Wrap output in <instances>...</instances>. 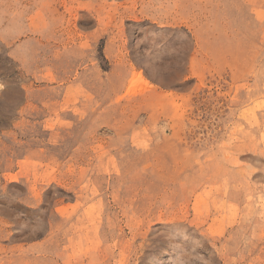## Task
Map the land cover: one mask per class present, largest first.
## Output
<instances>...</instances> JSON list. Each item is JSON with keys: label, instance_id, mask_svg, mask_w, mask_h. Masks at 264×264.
<instances>
[{"label": "rangeland", "instance_id": "1", "mask_svg": "<svg viewBox=\"0 0 264 264\" xmlns=\"http://www.w3.org/2000/svg\"><path fill=\"white\" fill-rule=\"evenodd\" d=\"M0 264H264V0H0Z\"/></svg>", "mask_w": 264, "mask_h": 264}]
</instances>
